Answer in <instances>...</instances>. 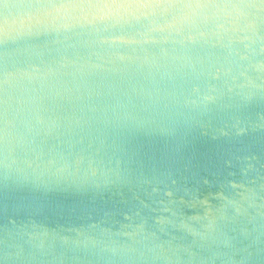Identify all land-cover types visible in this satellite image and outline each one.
I'll use <instances>...</instances> for the list:
<instances>
[{"label": "clouds", "instance_id": "obj_1", "mask_svg": "<svg viewBox=\"0 0 264 264\" xmlns=\"http://www.w3.org/2000/svg\"><path fill=\"white\" fill-rule=\"evenodd\" d=\"M0 264H264V0H0Z\"/></svg>", "mask_w": 264, "mask_h": 264}]
</instances>
